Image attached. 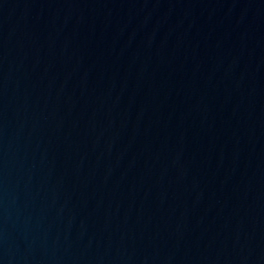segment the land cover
Listing matches in <instances>:
<instances>
[{"label":"water","instance_id":"obj_1","mask_svg":"<svg viewBox=\"0 0 264 264\" xmlns=\"http://www.w3.org/2000/svg\"><path fill=\"white\" fill-rule=\"evenodd\" d=\"M0 264H264V0H0Z\"/></svg>","mask_w":264,"mask_h":264}]
</instances>
